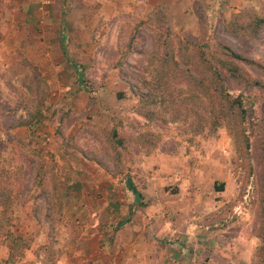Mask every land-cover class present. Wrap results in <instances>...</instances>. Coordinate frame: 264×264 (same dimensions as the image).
Wrapping results in <instances>:
<instances>
[{"label": "rangeland", "instance_id": "374dc122", "mask_svg": "<svg viewBox=\"0 0 264 264\" xmlns=\"http://www.w3.org/2000/svg\"><path fill=\"white\" fill-rule=\"evenodd\" d=\"M16 1L19 21L0 22V242L8 252L0 264L76 260L84 228L97 219L95 203L107 243L140 233V219L117 228L110 208L122 188L116 177H137L149 156L175 162L173 180L161 168L164 192L182 195V218L198 212L209 226V244L188 242L183 253L163 246V255L252 264L264 237V25L249 35L228 23L263 17L264 0ZM220 47L254 61L238 60L259 84L245 86L219 69L246 114L214 130L188 71L200 61L216 67ZM198 168L202 189L189 175ZM183 234L197 243V234ZM101 251L105 263L138 262L142 250L103 244Z\"/></svg>", "mask_w": 264, "mask_h": 264}, {"label": "crops", "instance_id": "0c3cea01", "mask_svg": "<svg viewBox=\"0 0 264 264\" xmlns=\"http://www.w3.org/2000/svg\"><path fill=\"white\" fill-rule=\"evenodd\" d=\"M6 2L7 4H5ZM19 4V1L16 0H0V22L5 21L8 23L19 21V18L15 16V11L19 8ZM10 7L11 11L14 13L13 15L10 14ZM148 158H150L152 164H147L143 172L137 177L131 172L126 176L116 177L114 180V183L119 186L121 185L122 188H120L119 194L114 198L110 221L113 224H117V228H122L132 225L135 219L138 221L140 219L141 226L137 230L140 231V233L135 234L133 232L125 236L117 234L113 240L111 238L109 243H107L100 217L101 214L103 215L101 211L102 206H99V204L96 206L95 203L94 217L97 219L94 220L92 226H86L84 228L83 235L77 244L78 251L75 253V255H77L75 257L78 258L74 261L63 258L59 264H140L143 263L145 259V264H186L185 258H180L183 257V248L186 243L190 242L192 246H196L199 243L201 246H203L204 243L206 245L207 243L209 244V226L204 222H198L202 215L198 214V212L194 214L191 212L188 217L182 218V215L177 211L180 209L177 208L178 197L182 195L177 194L178 196H169L162 188L163 181H165L166 178L161 168H165L166 166L168 171H170L169 179L173 180L171 176L176 177L178 174L177 169L174 168L177 166L175 162L167 165L169 163L166 164L161 158L155 159V157L151 156ZM192 171V173L189 172V175L193 177L190 179L193 180L197 189H202L201 183L199 185L198 183L201 181L204 171L199 168ZM128 181H130L136 191L140 193L139 198H135L134 194L127 189ZM137 181H141L140 188L137 187ZM195 192L197 193L196 197L203 195H198V193L201 192L200 190ZM137 199L139 200L136 201ZM134 201H136V203H134ZM195 203H197L196 200ZM195 209L202 210L200 202L196 204ZM174 217H181L183 219L182 224H175ZM123 222H125V224L121 225ZM183 233L189 235L197 234V243H191V241L188 240L189 237H184ZM103 244L109 247L126 250V254L131 253V255H134L140 249L142 250L141 257L138 262H134V256H125L122 261L119 257H116L115 260H107V262L104 263L101 256ZM163 246L174 248L175 250L178 249L182 253L177 252L173 254V256L168 257L163 255L165 254L163 250V253H160L162 252L161 249H164ZM206 249H208L207 246ZM154 250L158 251L154 252ZM150 257H152V259H150ZM0 258L5 260L8 258L7 249L4 250V248H2L1 242ZM181 259L183 261H181ZM12 264L31 263L28 259H25Z\"/></svg>", "mask_w": 264, "mask_h": 264}, {"label": "trees", "instance_id": "16d2710c", "mask_svg": "<svg viewBox=\"0 0 264 264\" xmlns=\"http://www.w3.org/2000/svg\"><path fill=\"white\" fill-rule=\"evenodd\" d=\"M242 16V15H241ZM241 16H234L228 23L229 28L235 30L236 32H240L242 34L253 35L259 29V27L264 25V16L263 17H255L248 16V21L242 23ZM247 16V15H246ZM245 16V17H246ZM221 51L220 58L217 59L215 57L216 67L212 66L211 62L209 64L203 61L201 63L195 64L188 73H189V83L195 86L199 90V95L201 100H198L199 103L203 101L209 105V127L211 129H218L224 123L228 122L230 118L233 117H243L246 114L245 109L242 107L243 102L241 95L237 97L231 96L224 86V81L220 74L219 69H223L229 75V77L239 83H243L245 86H253L258 85L259 82L250 78L247 73L244 71L242 66L239 64L238 60L242 61L247 65L255 66L254 61L247 60L245 58H241L238 54L232 52L229 48L220 47ZM192 51L194 54H202L199 53V49L196 45L192 47ZM197 65V66H196ZM82 79V75H79V80ZM112 137L115 146L120 148L121 140L118 138V134L116 131H112ZM126 176V175H125ZM224 184H217L215 182L214 189L216 192L223 191ZM127 189L134 194L135 198L140 197V193L136 191L130 181L127 182ZM137 199L136 201H138ZM134 201V203H136ZM110 210H112L110 208ZM123 222L121 225H124ZM261 242L259 247L257 248L255 259L252 264H264V237H261ZM192 245H190L191 247Z\"/></svg>", "mask_w": 264, "mask_h": 264}]
</instances>
